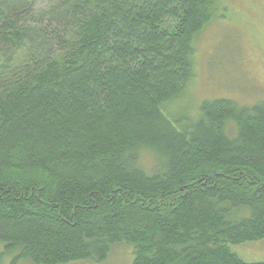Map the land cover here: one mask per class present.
<instances>
[{
  "label": "trees",
  "instance_id": "trees-1",
  "mask_svg": "<svg viewBox=\"0 0 264 264\" xmlns=\"http://www.w3.org/2000/svg\"><path fill=\"white\" fill-rule=\"evenodd\" d=\"M38 1L0 0V264H264V102L170 112L223 0Z\"/></svg>",
  "mask_w": 264,
  "mask_h": 264
},
{
  "label": "rangeland",
  "instance_id": "rangeland-1",
  "mask_svg": "<svg viewBox=\"0 0 264 264\" xmlns=\"http://www.w3.org/2000/svg\"><path fill=\"white\" fill-rule=\"evenodd\" d=\"M49 0H39L44 8ZM196 72L192 83L171 104L170 112L176 121L197 119L205 101L229 99L240 106L253 107L264 102V0H223L214 20L196 39ZM141 166L151 172L155 158L145 151ZM245 262H264V239L233 246ZM18 254L4 258L2 264L14 263ZM129 246H116L108 259L99 264H133ZM71 264H98L75 262Z\"/></svg>",
  "mask_w": 264,
  "mask_h": 264
}]
</instances>
